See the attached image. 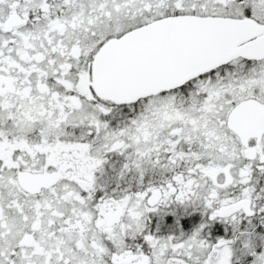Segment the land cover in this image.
I'll return each mask as SVG.
<instances>
[{"label":"snow or ice","instance_id":"obj_1","mask_svg":"<svg viewBox=\"0 0 264 264\" xmlns=\"http://www.w3.org/2000/svg\"><path fill=\"white\" fill-rule=\"evenodd\" d=\"M0 264H264V0H0Z\"/></svg>","mask_w":264,"mask_h":264}]
</instances>
